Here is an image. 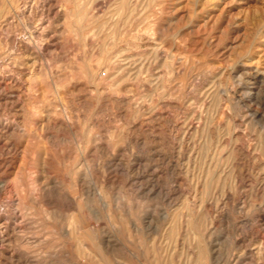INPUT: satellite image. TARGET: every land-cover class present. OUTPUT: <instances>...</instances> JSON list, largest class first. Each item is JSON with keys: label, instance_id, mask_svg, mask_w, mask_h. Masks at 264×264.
Here are the masks:
<instances>
[{"label": "rangeland", "instance_id": "1", "mask_svg": "<svg viewBox=\"0 0 264 264\" xmlns=\"http://www.w3.org/2000/svg\"><path fill=\"white\" fill-rule=\"evenodd\" d=\"M59 1L58 44L22 68L31 89L0 91V187L33 177L72 199L55 224L39 206L12 224L10 249L24 235L63 253L49 264H264V0H78L81 20ZM71 219L83 230L65 237Z\"/></svg>", "mask_w": 264, "mask_h": 264}, {"label": "bare ground", "instance_id": "2", "mask_svg": "<svg viewBox=\"0 0 264 264\" xmlns=\"http://www.w3.org/2000/svg\"><path fill=\"white\" fill-rule=\"evenodd\" d=\"M19 1L20 0H0V91H4V93H10L12 96L17 97L18 100H20L21 102L22 91L24 89L23 87L25 85H28L26 87L28 89L29 88L31 89L30 87L31 84L28 83V80L26 78L24 79L21 76V74H23L22 68L23 66H26L25 64L28 62H31L32 65H35L37 61H39V59L42 57L43 55L42 52H44L43 50L45 48L48 49L50 47H54V48L56 47V45L58 44L57 43L58 34H57V31L52 27L53 22L50 20L51 18L50 15L53 14L52 18H57L62 15L65 16L66 9L63 7L62 4H60L59 0H43V1L42 0H26L23 2L24 4L22 6L18 4ZM130 2L131 0H122L123 8L125 6L129 7ZM74 3H75V7L72 10V13L74 17L76 18V20H81L87 17L88 15L87 6L86 7L83 6L82 3H79L78 0H75ZM13 12H15V14H13ZM64 16H62V18ZM25 61L27 62L24 63ZM9 95L7 97H9ZM18 100H16V102H18ZM31 100H33L32 102H34L33 96H31ZM33 105L34 104H32V107H34ZM10 122L13 123V121H10ZM13 125L14 124H12V126ZM16 125L18 126L17 123ZM18 127L20 128V126ZM1 128L2 130H0L1 131L0 133L5 132L7 135L8 134L7 132L10 130L11 126L10 124L8 125L6 123ZM5 169H6V172L11 171L10 170L11 167L9 165H6ZM0 190L3 191V196H2L3 198H9L8 205L5 206L3 209H0V214L3 215V216L0 215V259L7 261L9 259L11 260L13 258H16L15 260L18 259L21 264H49L55 261L56 259H58L59 257L63 256V253H61L59 249H56V245L53 242L51 241L47 242V239L43 240V238L41 239V237L39 238L38 236L34 238V237H26L24 235H21L20 236L22 237L21 242L25 244L23 245L24 249L15 250L16 249L15 248L11 250L10 243H11L12 237H11V234L9 233V228L12 224H14V227H15L13 228V230L14 229L19 230L27 226V224H29V219H31V217L29 216V213H31L30 210L36 206L42 207L43 210L45 211L44 216L47 219V221L49 220L50 223L55 224L57 222L56 221V214H57L56 209L58 208L56 197H58L57 195L61 196L62 194H65L70 199H72L69 192L65 188L58 187L57 184L54 185V187H50L48 186V184H45L44 182L40 183L38 182V179H34L33 177L23 182L21 181V182L8 183L7 187L5 188L0 187ZM177 220L179 221L178 223H180L181 225V223H183L184 221V218L181 217ZM129 223L131 224V226L133 225L134 230L136 231H139L140 229H142L141 227L136 225V222L132 218H130ZM143 223L148 228L150 227L152 228L154 226L151 220H145ZM70 226L72 227L65 228L63 230V234L65 237H72L73 234L79 233L82 229V226L77 220L76 221L72 220ZM96 229H97V232L95 233V236L92 238V240L98 249L100 248L108 249L110 244L115 245L116 241L114 240L113 236H111V234H109L110 236H106L103 234L105 233L104 230H100L98 228ZM180 229L181 228L179 227L177 228L176 231L175 229L174 231L171 230L172 233L173 232L176 233V237L174 235L175 247H178L180 244L184 245V242L181 239L182 232ZM50 232H53V230ZM158 238H159V235H158ZM83 240L84 239L78 240V245L80 248L79 250L81 253L83 252L85 256L88 255V257H90V253L88 252L87 246L85 245V242ZM34 242H37V245L42 243V247L43 245L46 244L47 246L46 250L42 248V255L38 253L35 254L28 250V245H31ZM126 244H125V247L130 252V254L137 255L135 253V250ZM260 249L262 252L263 248H260ZM210 251L212 253L215 252L213 248L212 249L210 248ZM65 257L70 258L69 255H66Z\"/></svg>", "mask_w": 264, "mask_h": 264}]
</instances>
